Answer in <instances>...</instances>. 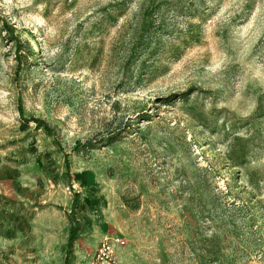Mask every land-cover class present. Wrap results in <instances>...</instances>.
Instances as JSON below:
<instances>
[{"label":"rangeland","instance_id":"374dc122","mask_svg":"<svg viewBox=\"0 0 264 264\" xmlns=\"http://www.w3.org/2000/svg\"><path fill=\"white\" fill-rule=\"evenodd\" d=\"M0 177V264H264V0H0Z\"/></svg>","mask_w":264,"mask_h":264},{"label":"crops","instance_id":"0c3cea01","mask_svg":"<svg viewBox=\"0 0 264 264\" xmlns=\"http://www.w3.org/2000/svg\"><path fill=\"white\" fill-rule=\"evenodd\" d=\"M5 176L6 175H4L3 181L6 180ZM1 179H2V177H0V180ZM1 187L3 188V192L2 193L0 192V212L2 213L3 217L9 218V219L10 218H12V219L13 218L14 219L24 218L27 210L30 211L31 209H22V213H21V211H20L21 209L19 207L10 206V203L7 202L8 198L6 197V193L10 189L6 190V187H8V185L5 183H3L1 185ZM2 215H0V222H2V220H1ZM0 225H2V224H0Z\"/></svg>","mask_w":264,"mask_h":264},{"label":"built area","instance_id":"2783aa9c","mask_svg":"<svg viewBox=\"0 0 264 264\" xmlns=\"http://www.w3.org/2000/svg\"><path fill=\"white\" fill-rule=\"evenodd\" d=\"M93 264H116L111 255V244L106 238L102 239L92 256Z\"/></svg>","mask_w":264,"mask_h":264},{"label":"trees","instance_id":"16d2710c","mask_svg":"<svg viewBox=\"0 0 264 264\" xmlns=\"http://www.w3.org/2000/svg\"><path fill=\"white\" fill-rule=\"evenodd\" d=\"M36 124L38 125L40 121L34 120ZM111 140H114L113 137ZM74 207V204H73ZM75 231H76V223L69 228L67 240H66V249H65V254L63 258V264H69V254L71 252V247H72V242L75 239Z\"/></svg>","mask_w":264,"mask_h":264}]
</instances>
